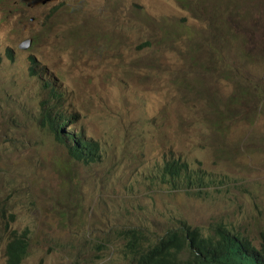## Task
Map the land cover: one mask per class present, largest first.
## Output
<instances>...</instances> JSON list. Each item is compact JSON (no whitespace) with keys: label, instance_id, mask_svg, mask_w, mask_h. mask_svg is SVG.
I'll return each instance as SVG.
<instances>
[{"label":"rangeland","instance_id":"1","mask_svg":"<svg viewBox=\"0 0 264 264\" xmlns=\"http://www.w3.org/2000/svg\"><path fill=\"white\" fill-rule=\"evenodd\" d=\"M191 58L189 75L215 71L173 85ZM263 64L264 0H0V264L15 234L29 239L23 264H129L131 226L222 221L260 243ZM257 72L260 85L223 84ZM50 105L83 113L98 161L70 157L43 121ZM172 159L192 183L172 185Z\"/></svg>","mask_w":264,"mask_h":264},{"label":"trees","instance_id":"2","mask_svg":"<svg viewBox=\"0 0 264 264\" xmlns=\"http://www.w3.org/2000/svg\"><path fill=\"white\" fill-rule=\"evenodd\" d=\"M34 67H32L33 71ZM57 112V109L54 110ZM42 117L50 129L56 134L58 142H63L69 151L70 157L77 162L92 163L100 159L102 146L99 140L83 135L79 140L67 138L63 125L56 121L51 122L52 116L43 110ZM74 137V135H72ZM175 159V158H174ZM167 162L164 169L170 176V182L181 187L185 182L192 183L188 163L174 160ZM186 173L184 177L179 172ZM202 184V178L198 177ZM222 221L216 223V230L212 233L202 228L185 224L159 235H152L148 230L131 226L121 230L124 239V253L129 264H173L165 263L163 255L170 251L181 257L179 264H264V234L260 243L253 241L243 232L236 231ZM222 234L221 236H218ZM29 239L24 235L15 234L6 245L8 264H22V258L28 246ZM160 258V259H159ZM159 260V263H158Z\"/></svg>","mask_w":264,"mask_h":264},{"label":"clouds","instance_id":"3","mask_svg":"<svg viewBox=\"0 0 264 264\" xmlns=\"http://www.w3.org/2000/svg\"><path fill=\"white\" fill-rule=\"evenodd\" d=\"M204 23H195L190 28H192L194 30L198 29L199 31L204 33V30H203ZM55 24L61 25L59 27V30L62 29L63 22L61 20V17L58 20H56L55 22H53L50 28L55 26ZM234 38L238 39L239 37H234ZM179 42H181L183 45H185L188 48H190V43L191 42L190 43H185V42H183L182 38H181V40ZM211 48H212V41L210 40L206 44V49H211ZM158 57H159V59L163 58V56H161L159 53H158ZM210 60H212L213 62H216L218 64V66H219V64L221 62H223V60L221 58H216V57H213ZM197 64L201 65L202 63L200 61H196L195 59L191 58L189 63H188V65H187V68L183 71L182 75L180 77H176V78L170 79L169 81L173 85H177V81L179 82L180 80L187 79L189 81V84H190V83H194L193 81H197L196 79L198 77H201L202 74L207 73V76H208L209 74H212L215 71V70L207 71V70L204 69V66L202 65L201 68L203 70L199 74H197L196 76L189 75L188 74V70L192 69V67L197 65ZM173 69H176V68H173ZM235 69H237V68L235 67ZM228 74H231V72H229ZM141 75L144 77V73L141 74ZM143 77L140 76L139 82L147 81L148 83H152L151 79H154V77L153 78H148V77L143 78ZM205 79L208 80V77H205ZM258 80H259V74L257 72V76H256L255 80H253V81H250L249 79H247V81L240 80V82H237L236 80H232V81H229V82L223 83V84H225V85H233V84H240V83H242V84L248 83V84L260 85ZM133 85H135V83ZM132 90H133V88L131 89V91ZM256 102H257V100H256ZM58 107H60V106L50 105V106L47 107L46 110L52 116L51 122L56 121V122L61 123L63 125V127L65 128V130L67 132V138L68 139H70V140H79L83 135H87L88 134V132L85 129V126L83 125V122H82L84 115L79 109H77V108L72 106L70 108L66 107L65 110L54 112V110L57 109ZM262 107H263V101L257 102V106H255L256 110H253V112L257 111L258 109H260ZM249 113H252V112H249ZM62 115H64V117H62ZM249 124H251L250 121H249ZM253 127H255V124H251L250 128H253ZM72 135H74V137H72ZM254 136L260 141V143H264V134H259V135L254 134ZM167 175H164V176L167 177ZM167 178L169 179V181L171 180V178H169V177H167ZM213 230H216V226H213L212 229L210 230V232L213 231ZM221 235L222 234H219L218 236H221ZM27 244L29 246V242ZM28 246H27V248H28ZM27 248H26V250H27ZM165 256H169V257L173 258L175 261L178 262V264L181 262L180 255H178L175 252L168 251V252H166L163 255V257H165ZM158 263H159V260H158Z\"/></svg>","mask_w":264,"mask_h":264},{"label":"bare ground","instance_id":"4","mask_svg":"<svg viewBox=\"0 0 264 264\" xmlns=\"http://www.w3.org/2000/svg\"><path fill=\"white\" fill-rule=\"evenodd\" d=\"M44 1H46V0H44ZM31 40H32L31 38L25 40L24 43L21 44V47H27L31 43Z\"/></svg>","mask_w":264,"mask_h":264}]
</instances>
